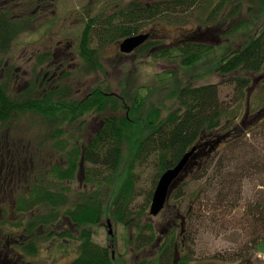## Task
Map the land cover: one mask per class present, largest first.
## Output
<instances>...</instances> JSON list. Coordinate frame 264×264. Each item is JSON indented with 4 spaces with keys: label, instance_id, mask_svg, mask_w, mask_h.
I'll return each mask as SVG.
<instances>
[{
    "label": "trees",
    "instance_id": "obj_1",
    "mask_svg": "<svg viewBox=\"0 0 264 264\" xmlns=\"http://www.w3.org/2000/svg\"><path fill=\"white\" fill-rule=\"evenodd\" d=\"M49 1L0 0V74L4 73V79L0 82V124L2 125L9 123L20 114L33 113L57 128L59 123H73L91 112H103L109 107L112 110H118L120 106L125 107L124 99L105 91L100 86L94 87L82 98L72 97L66 87L61 90H46L43 93L31 87L22 94H11L9 81L12 60L7 61L5 57L11 54L16 40L22 34L33 33L42 26L45 13L42 7L48 6ZM258 1L263 9L264 0ZM243 4L244 0H218L216 3L214 0H154L148 5L138 1L130 2L126 9L102 18H91V21L86 23L79 42V54L88 70H96L99 68V49L92 45L94 29L98 30L96 34L103 44L119 40L121 42L132 35L144 33L143 28L148 24L163 23L176 26L187 24L201 13L205 15L204 25L220 21L228 26V18L238 17ZM228 5L233 7L229 14L226 11ZM252 8L249 9L250 16H254L252 13H255ZM259 15H263L264 19V11H259ZM235 20L228 26L229 29L226 28L230 30L227 35L231 32L234 34L238 25L242 27L247 24L243 19ZM259 21L260 18H257L255 23ZM164 43L166 42L162 38L148 41L138 51L157 47L158 50L153 51L156 58L179 59L182 67L190 69L201 64L215 48L213 45L190 38L177 47L161 46ZM48 58L49 54H45L42 62H46ZM214 58L215 71L223 81L229 80L234 84L236 97L233 103H225L221 100L219 84L216 83L177 86L172 90L179 105L177 110L162 117L161 109L156 108L145 117H139V113L145 109L146 99L139 92H135L134 103L128 107L129 110L124 116L111 114L104 117L99 130L85 147L82 148L80 145L71 147L67 152L66 163L49 169L50 173L62 182L74 181L78 172L82 171L85 173L87 184H109L116 179L115 176L122 164L124 147L128 143L132 161L116 196L108 198L106 204V199H101L103 193L98 189L80 193L78 201L73 202L72 206H67L70 202L69 187L62 186L54 191L46 186L38 189L35 186L28 197L20 198L18 209L30 212L36 207L47 206L49 212L39 213L36 219L29 223L30 232L32 233L36 227H48L60 223L62 218L69 219L77 228L80 240L79 257L71 264H116L119 255L113 257L111 247L98 244L93 238L94 231L91 229V226L103 224L105 214H109V219L117 223L137 227L135 239L138 252L154 246L157 241L154 225L146 222L142 226L139 220V217L148 214L147 209L144 208L137 214L131 209L134 182H136L134 165L156 154L160 178L163 172L177 165L194 147H197L196 159L191 161L188 170L180 177L179 185L173 190L163 213L168 207L177 210L176 204L170 203L171 200L179 198L181 204L186 196L190 198L187 210L189 213L191 211L189 218L193 216L192 210L195 215L201 214L202 218L208 219L211 214L215 217L216 214L221 215L226 210L239 209L243 195L240 189L236 191L238 186L236 181L243 177L241 173H237L235 152L246 146V137L250 132L264 125V27L259 32L249 35L246 43L223 54L221 60H218L216 55ZM166 73L165 80L161 82L163 86L175 82L176 78L175 74ZM255 76L257 78L253 79ZM251 91H255L254 99L257 100V104L255 105L253 100L251 104L255 106L250 109L247 102ZM258 99L261 102L259 106ZM251 113L254 114L253 117ZM259 117H262L260 121H258ZM60 130L55 134L57 138L62 136ZM141 130L145 132L144 135ZM65 145L63 141L57 142V146L61 148ZM213 168L221 173H212L213 176L210 177L209 172ZM225 169H229L226 176L222 173ZM206 177L208 180L204 186L200 181ZM198 181L202 185L201 188L192 191V184ZM157 182L155 181L154 189L148 195L147 203L152 200ZM218 187L220 188L218 197H214L212 194ZM203 194L204 198H202ZM196 207H199L197 211H195ZM135 215L138 222L133 224ZM181 216L182 213L179 211L181 231L184 232L181 236L183 239L179 238L178 243V237L174 234L176 227L173 225V229L166 236L165 244L157 250V261L150 256L141 259L137 264H189L195 256V251L188 244V241L189 243L192 241V238H188V228H186L188 218L186 219L185 215L182 218ZM244 216L247 220L246 227L247 225L249 228L253 227L251 239L244 246L246 256L234 254L225 257L217 254L218 257L217 255L213 257L215 260L221 257L219 261L224 263L258 264L256 255L260 244L264 243V202L247 205ZM63 228L65 230L61 231L60 237L73 238V233H70L67 227ZM47 237L49 239V234ZM31 248L29 251L35 254L39 247L34 244ZM214 259L208 264H215ZM259 262L263 264L260 259Z\"/></svg>",
    "mask_w": 264,
    "mask_h": 264
},
{
    "label": "rangeland",
    "instance_id": "obj_2",
    "mask_svg": "<svg viewBox=\"0 0 264 264\" xmlns=\"http://www.w3.org/2000/svg\"><path fill=\"white\" fill-rule=\"evenodd\" d=\"M134 1L148 5L154 0H50L48 6L43 5L44 7H42L45 11L41 22L43 23L42 26L33 33L22 34L16 40L11 54L5 57L7 61L12 60L9 81V90L12 95L22 94L23 91L31 87L33 89L37 88L40 93L50 89L61 90V88L66 87L72 97L82 98L94 87L100 86L105 91L124 99L126 102L124 108L120 106L118 110H112L109 107L103 112H91L78 118L73 123H59L57 128L50 125L41 116L33 113L20 114L9 123L0 124V152L5 155L6 163H12L11 166L16 167L18 164L13 159H23L25 161L21 162L24 165L21 168L22 173H33L30 177V181L35 183L32 185V191L17 194L22 196L20 198L28 197L35 186H37L36 189L46 186L54 191L66 186L71 189L69 191L70 202L67 206H72L73 202L78 201L80 193L98 189L103 193L101 199H106V204H108L107 199L116 196V192L121 187V182L123 183L132 161L128 143L125 144L122 164L116 174L117 176H115L117 181L114 179L109 184H87L85 173L82 171L78 172L74 181L62 182L50 173L49 169L56 165L63 166L66 163L67 152L71 147L75 145L85 147L99 130L104 117L111 114L124 116L129 110L128 107L134 103L133 95L135 92H139L146 99L145 109L139 113V117H145L156 108L161 109L162 117L177 110L179 105L172 92L177 86H202L216 83L219 84L222 101L230 104L235 101L234 84H231L229 80L223 81V78L215 71L213 68L214 57L216 55L219 58L218 60H221L220 57L223 54L246 43L249 35L259 32L264 27L263 15H259V11H264V8L262 9V5L258 0H244L240 15L233 19L228 18V26L235 19H243L247 23L242 27L238 25V29L234 34L231 32L227 35L230 31L227 30L229 27L220 21L204 25L205 15L202 13L187 24L176 26L156 23L155 25L148 24L143 28L145 32H154L157 40L162 38L165 42L169 41L174 45L178 43V40L182 41L190 38L215 46L213 52L208 54L197 67L184 68L180 65L181 60L179 59L156 58L153 51H157V47L142 52L122 53L119 48L120 40L102 44L96 34L98 30L94 29L95 35L92 45L99 49V68L88 70L79 54V42L86 23L91 21V18H102L114 12L117 13L118 10L126 9L128 4ZM217 1L214 0V3ZM251 7H253L252 11H255V13H252L254 16H250L249 9ZM232 8L230 5L227 6L226 11L228 14L232 11ZM257 18H260V21L255 23ZM45 54H49V58L43 63ZM166 72L175 74L176 78L175 82L163 86L161 82L165 80L164 74H167ZM46 74L47 77L54 75V80L48 81V79H45ZM256 78L257 76L253 79ZM3 79L4 73H1L0 82ZM255 95V91H251L249 102H247L250 109L257 104V100L254 99ZM253 100H255L254 106L251 104ZM259 103H261L260 100L258 106ZM250 115L253 117L254 114L251 113ZM261 118L259 117L258 121ZM59 129H61L62 136L57 138L55 134ZM54 139L58 140L53 141ZM246 140V146L239 148L235 152L237 156L234 157L238 168L237 173H241L244 179V181L243 179L236 181L238 185H236V191L238 192L240 189L241 195H243L239 209L226 210L221 215L216 214L215 217L211 214L208 219L202 218L201 214L199 216L195 215L192 210L193 216L189 218L191 211L189 213L187 210L190 198L186 196L181 204L179 198L171 200L170 203H175L177 210L168 207L164 213L152 216L149 211L151 202L147 203L148 195L154 189L155 181L159 180L158 157L153 154L147 160L137 162L134 165L133 171L136 173V182H134L131 209L136 214L144 208L147 209L148 214L142 215L139 220L142 226L146 222L154 225L157 235L155 245L138 252L135 239L138 232L137 227L135 225L128 227L125 224L117 223L109 219V214H105V217H103V224L91 226L94 231V240L101 246L111 247L113 257L116 258L119 255L116 264H124V262L125 264H137L141 259L150 256L151 259L157 261V250L165 244L167 234L173 229L174 220L179 221L180 211L182 216L185 215L186 219L188 218L186 228H188V238H192V241L190 243L188 241V244L195 251V256L189 264H208L217 254L220 256L225 255V257L234 254L246 256L244 246L251 239L253 227L249 228L248 225L246 227L247 220L244 218V212L247 205L264 202V125L258 126L253 132H250ZM58 141H63L66 145L61 148V146H57ZM17 171L19 172V168H17ZM228 172L229 169L222 171L224 176ZM212 173L221 172L213 168L209 172L210 177L213 176ZM207 180L208 177L200 183L205 186ZM200 183L198 181L192 184L191 190L201 188ZM219 189L218 187L212 194L214 197H218ZM202 198H204V194ZM198 208L196 207L195 211ZM48 212L47 206H39L23 218H16L11 214L8 221L10 226L19 222H26L29 225L39 213L46 214ZM108 221L111 223L112 234L109 233ZM137 222L135 215L133 224ZM63 225H66L69 232L74 235L73 238L68 237V242L61 240L62 238L57 234H50L51 232L59 233ZM181 228L179 221V228H176L174 233L178 237V243L179 238H182L181 236L184 233ZM33 237L40 249L36 264H71L79 257L80 240L78 239V231L67 218H62L60 223L40 227L31 235V238ZM259 251L264 253V243L260 244ZM177 257L179 258V247L177 248ZM219 259L221 257L217 260L214 259L215 264H238V262H220ZM259 259L264 264V256L262 258L258 257L256 260L258 264L260 263Z\"/></svg>",
    "mask_w": 264,
    "mask_h": 264
},
{
    "label": "flooded vegetation",
    "instance_id": "obj_3",
    "mask_svg": "<svg viewBox=\"0 0 264 264\" xmlns=\"http://www.w3.org/2000/svg\"><path fill=\"white\" fill-rule=\"evenodd\" d=\"M145 33L150 34L149 41L157 39L154 32L148 31ZM186 40H178L176 45H174L172 42H166L161 46L177 47L181 46ZM53 77L54 75L47 77V74L44 76V78L48 79V81H53ZM5 158V155L0 152V264H36L38 262L40 249L38 248L37 252L33 254L31 251H29V248H31V246L33 247L34 244L39 247L37 241L34 237L31 238V235L40 227H36L31 233L29 230V225L26 222H19L10 226L8 221V218L11 214L16 218H23L29 213L18 209V203L20 197L22 196L17 194H21L24 191H32V185L35 183L30 181V177H32L33 173H22L23 171L21 168L24 166L22 163L25 160L14 158L13 160L18 165L15 164L16 167H13L11 166L12 163H6L7 161ZM17 168H19V172L17 171ZM28 181L30 182L28 183ZM173 225L176 228H179V221H174L172 227H174ZM63 226L66 228V225ZM63 226L61 231L65 230ZM61 231L59 233H49L52 235L57 234L60 237L59 234ZM54 237L56 238V236ZM61 238V240H64L65 242L69 241L68 237Z\"/></svg>",
    "mask_w": 264,
    "mask_h": 264
},
{
    "label": "water",
    "instance_id": "obj_4",
    "mask_svg": "<svg viewBox=\"0 0 264 264\" xmlns=\"http://www.w3.org/2000/svg\"><path fill=\"white\" fill-rule=\"evenodd\" d=\"M149 38V33L132 35L124 39L120 43V51L126 54L133 53L138 50L143 44H145L149 40ZM196 151L197 147H194L191 151L184 155V157L177 165L162 173L155 188L150 204V214L152 216H158L164 210L173 190L179 183L180 177L188 170L187 167L189 166L191 161L196 159ZM108 225L110 228L109 233L112 234L110 221H108Z\"/></svg>",
    "mask_w": 264,
    "mask_h": 264
},
{
    "label": "crops",
    "instance_id": "obj_5",
    "mask_svg": "<svg viewBox=\"0 0 264 264\" xmlns=\"http://www.w3.org/2000/svg\"><path fill=\"white\" fill-rule=\"evenodd\" d=\"M261 254H262V255H261ZM263 254H264V253H262V252L259 251V254H258V255H259V257L262 258V257L264 256Z\"/></svg>",
    "mask_w": 264,
    "mask_h": 264
}]
</instances>
